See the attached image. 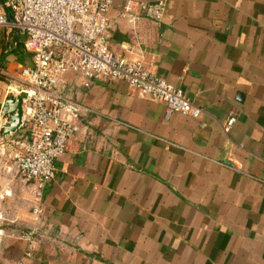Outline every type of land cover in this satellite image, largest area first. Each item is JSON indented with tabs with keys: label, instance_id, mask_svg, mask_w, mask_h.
Masks as SVG:
<instances>
[{
	"label": "crops",
	"instance_id": "crops-1",
	"mask_svg": "<svg viewBox=\"0 0 264 264\" xmlns=\"http://www.w3.org/2000/svg\"><path fill=\"white\" fill-rule=\"evenodd\" d=\"M166 1L157 23L131 5L132 24L114 0L109 50H149L157 75L203 111L167 112L123 80L67 74L65 93L86 108L79 130L41 211L2 228L0 264H264V0ZM2 49L0 106L6 76L31 63ZM3 180L5 202L31 189Z\"/></svg>",
	"mask_w": 264,
	"mask_h": 264
},
{
	"label": "built area",
	"instance_id": "built-area-1",
	"mask_svg": "<svg viewBox=\"0 0 264 264\" xmlns=\"http://www.w3.org/2000/svg\"><path fill=\"white\" fill-rule=\"evenodd\" d=\"M113 1L0 0V29L10 27L23 35L22 45L31 54L30 65L10 73L18 83L8 85V91L21 96L22 116L15 132L0 135V156L12 163L17 177L31 184L35 214L41 211L44 187L54 176V162L78 132L86 109L65 93L67 74H80L86 84L91 80H123L139 98L163 101L167 112L196 117L203 111L182 88L157 75L149 50L121 42L122 53L110 52L105 31ZM125 1L132 24L138 18L130 10L134 3L155 23L163 19L168 7L166 0ZM234 120L228 118L225 129Z\"/></svg>",
	"mask_w": 264,
	"mask_h": 264
},
{
	"label": "rangeland",
	"instance_id": "rangeland-1",
	"mask_svg": "<svg viewBox=\"0 0 264 264\" xmlns=\"http://www.w3.org/2000/svg\"><path fill=\"white\" fill-rule=\"evenodd\" d=\"M13 29L10 27H3L0 29V50L3 48L4 50H7L6 54H10L17 58L18 60L23 59V57H26L28 55H31L29 52L27 53L24 48L22 47V44H20L24 40L23 35H16L12 34ZM18 38V39H17ZM20 42H19V41ZM19 44V46H18ZM10 48L12 50L10 51ZM23 48V49H22ZM2 49V50H3ZM4 55V54H3ZM24 55V56H23ZM1 58V56H0ZM18 65V64H17ZM15 71L13 70V73ZM1 75V74H0ZM8 79V85L10 84H17L18 81L14 79L11 76H6ZM2 120V118H0ZM12 163L10 162H5L2 160L0 156V180L1 179H6L7 177L10 179H13L14 177L16 178L17 176L15 175L13 169L10 167ZM2 182V181H1ZM9 185L12 183L8 182ZM6 180H3V185L0 183V229L2 228H10L13 227L14 224H17L14 220H16V216L21 215V217L30 211L31 209V200L32 197H30L31 192L29 190L24 191V195H21V197L13 198L7 202L4 201L5 197L10 196L11 194H6L7 191L13 192L14 189L12 186H6L7 184ZM26 185V184H24ZM12 188V191H11ZM30 193V194H29ZM27 195V196H26ZM15 218V219H13ZM21 227V225H20Z\"/></svg>",
	"mask_w": 264,
	"mask_h": 264
},
{
	"label": "water",
	"instance_id": "water-1",
	"mask_svg": "<svg viewBox=\"0 0 264 264\" xmlns=\"http://www.w3.org/2000/svg\"><path fill=\"white\" fill-rule=\"evenodd\" d=\"M6 12L8 18L12 20V16L10 12L8 10H6ZM21 116H22L21 96L14 95L11 92L7 93L0 106V118H2L3 120V123L0 124V135H7L15 132L20 126Z\"/></svg>",
	"mask_w": 264,
	"mask_h": 264
},
{
	"label": "trees",
	"instance_id": "trees-1",
	"mask_svg": "<svg viewBox=\"0 0 264 264\" xmlns=\"http://www.w3.org/2000/svg\"><path fill=\"white\" fill-rule=\"evenodd\" d=\"M20 44H22V43H20ZM18 46H19V44H18ZM3 53H4V52H1L0 56H2V55H3Z\"/></svg>",
	"mask_w": 264,
	"mask_h": 264
},
{
	"label": "bare ground",
	"instance_id": "bare-ground-1",
	"mask_svg": "<svg viewBox=\"0 0 264 264\" xmlns=\"http://www.w3.org/2000/svg\"><path fill=\"white\" fill-rule=\"evenodd\" d=\"M12 89H13V87H12Z\"/></svg>",
	"mask_w": 264,
	"mask_h": 264
}]
</instances>
